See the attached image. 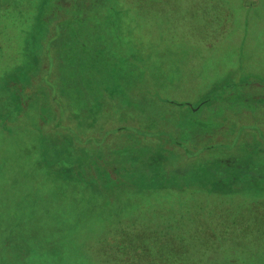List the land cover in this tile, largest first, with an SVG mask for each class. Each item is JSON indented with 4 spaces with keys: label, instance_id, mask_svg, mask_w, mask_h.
<instances>
[{
    "label": "rangeland",
    "instance_id": "374dc122",
    "mask_svg": "<svg viewBox=\"0 0 264 264\" xmlns=\"http://www.w3.org/2000/svg\"><path fill=\"white\" fill-rule=\"evenodd\" d=\"M2 1L4 0H0V3ZM81 1L85 3L87 0ZM109 1L106 7L109 12H113L116 5L123 7H120L121 15L114 14L111 18L112 27L106 29L107 35L104 32V38H122V46L124 43L126 49L121 53L129 56L131 53L135 54L137 60L125 59L124 64L121 61L117 66L113 57L110 63V67H113L109 68L111 75H108L110 79L104 74V68L96 78L94 71H90L96 61L95 56H82L79 45L71 43L70 46L75 47L71 48L72 78L77 74L84 84L87 82L91 87L102 84L107 92H104L103 107L90 104L92 112L87 107V111L82 114L76 113L74 109L70 114L71 119L67 118L64 124L77 127L78 124L83 126L91 120L95 121L97 115L93 113H97L99 109H102V113L99 112L98 117L106 116L109 111L106 109L107 96L113 92L119 94L118 89H112V86L117 87L116 81L126 84L125 90H129L134 83L139 85L144 80L141 76L143 71L147 72L146 79L150 81L147 84L151 85L148 91L158 89L164 97L180 103L185 109L181 111L173 107L168 112V104L161 105L163 108L150 114L133 111L125 113L120 105L118 110L124 119L117 115L116 118H106L100 122L104 132L122 125L125 119L143 125L152 122V127H143L159 136L144 137L155 141L149 147L138 150H135L136 143L142 136L132 132L127 135L118 134V137H113L114 132L109 133L106 144V141L97 146L86 144L89 151L103 149L101 153L111 162V168H115L116 163L128 170L141 165L149 179L145 178L146 182L141 183L138 177L129 176L125 170L118 174V177H122L123 184L110 193L109 206L104 208L95 205V210L101 212L105 209L107 215L103 222L92 229L88 227L89 205L85 204L84 196H73L75 193L72 188L58 192L44 190L38 192L33 199H26L23 188L12 185L17 178L18 163H28L40 150L34 123L48 114V122L43 124L45 129L50 130V134L55 131L63 134L66 132L63 128L55 130L56 112L55 115L49 109L46 113L39 109V101L43 100L44 94L40 95V99L34 97L29 102V108L21 115V121H26L27 124L24 123L25 126L19 128L18 121L12 133H0V245L6 244L0 251V260L7 257L6 250L11 255L15 252L13 249H16L11 243V231L8 228L12 217H15L21 207L35 203L33 210L27 208L20 212L35 211L37 216L25 227H34L40 232L45 229L44 223L53 226L78 211L82 212L78 220L80 226L64 230V239H61L62 242L54 253L42 257L31 255L34 260L46 258L39 263L92 264L97 261L96 249L102 245L106 250L104 258L111 257L110 264H148L149 256L155 251L161 252L163 258L169 255L168 264H204L207 258L224 255L227 247L234 244L240 247H231L234 251L227 249L228 260L233 264L252 261L264 264V248L261 247L264 246V135L261 132L264 131V0H256L255 5L249 4L253 0ZM70 2L74 3V0H65L67 5ZM60 18L67 17L61 14ZM51 19L52 23H44L41 32L35 33L39 37L37 53H42L46 46L49 47L46 35L57 33L55 21L60 19L58 16ZM202 25V29L195 28ZM115 27L118 30H110ZM98 37L96 43L93 39L90 44L92 47L96 44L100 53ZM51 44L61 46L62 37H56ZM110 46L117 52L115 39ZM13 49L18 48L11 46L6 49L9 53L3 61L6 65L2 64L0 67V74L14 73L19 63L25 65L28 62L23 67L25 70L35 63L33 55L22 54L16 57ZM108 53L105 50L107 56ZM99 64L101 66L100 61ZM87 69L81 78L82 71ZM129 69L134 71L130 72ZM53 71L61 91L66 93L71 85L74 89L73 79L65 77L58 63ZM41 78V84L37 82V85L42 91L45 87L49 90L47 77L43 75ZM19 85L20 83L17 84ZM27 92L32 94L34 91H25ZM55 92L62 96L58 89ZM88 92L87 97L90 98L91 90L88 89ZM123 92L125 91L120 87V93ZM10 94L7 92L0 100L3 109L8 112ZM209 96L217 99L211 106L201 104ZM88 98L82 96L81 101L90 102ZM70 101L74 107L73 104L79 99L71 95ZM47 105L52 107L49 101ZM191 107H196L198 119L207 121L212 117L219 121V125L213 128L201 125L197 134H194L195 140H189L184 145L180 144L178 134L182 132L181 127L175 129L174 125L184 118L185 112L188 113ZM89 127L87 125L85 129ZM95 128L98 127L91 129ZM164 132H167L166 137L162 136ZM94 134L97 135L95 132ZM170 137L174 138L172 143H169ZM127 143L133 147H130L132 154L125 157L123 154L127 153L118 149H123ZM205 144L214 146L211 150L199 152V146ZM61 149L59 147L58 151ZM156 151L162 152L164 156H158ZM57 164L61 166V163ZM136 172L138 174L139 169ZM39 178L43 179L42 176ZM210 188L216 193L205 191ZM247 199L250 200L247 206L243 203H226ZM224 200L226 202H220ZM190 209L197 210L194 214L199 219L190 232L179 231L180 225L177 224L182 217H186ZM186 224L188 223L184 225ZM70 231L72 233L66 237ZM18 252L20 253L19 250Z\"/></svg>",
    "mask_w": 264,
    "mask_h": 264
},
{
    "label": "trees",
    "instance_id": "16d2710c",
    "mask_svg": "<svg viewBox=\"0 0 264 264\" xmlns=\"http://www.w3.org/2000/svg\"><path fill=\"white\" fill-rule=\"evenodd\" d=\"M256 3V0L249 2L250 5H255ZM87 8L88 7L86 3L82 2L81 0H74V3L71 2V5L65 4V0H4L0 3V67L2 66V64L6 65V62L3 63L4 58H7L9 53L6 51V49L11 46H14V48H18L13 49V51L16 52V57H18L19 55L22 56V54L23 56L33 55L35 60V63L33 62L30 68L27 70L23 69V67L27 65L28 62H26L25 65L23 63L20 65L19 63V65L16 66L14 73H9L7 75L0 74V100H2L4 96H6L7 92L11 93L10 103H7L10 111L8 112V110H4L3 106L0 104V133H12L17 124L16 122L18 121H20L18 122L19 128L25 126L24 123L27 124V122L21 121L23 120L21 118L22 113L26 112L27 108H29V102L32 101L34 97L40 99V95L44 94L43 96L45 99L43 98L42 101H39V109L44 110L45 113L48 109L51 114H55L56 112L57 115L55 114V130L63 128L66 132L63 134L59 131H55L53 134H50L51 131L46 130L43 125L48 122V119L50 117L48 116V114H44V118L42 120H40L38 123H34V126L36 128L37 145L40 146V150H38V154L33 158V160L30 159L28 163H18L16 172L17 178L13 180L12 185L17 188H23L26 199H33L38 192L44 190L58 192L61 190H65L66 188H72L75 193L73 194V196H84L86 200L85 204L89 205V207L87 208L89 210L88 223H90L88 227L93 229L98 226L97 224L103 222L107 215L105 209H102L101 212L95 210V205L103 206L104 208L109 206L111 204L110 193L112 191L114 192V190H117L120 184H123L121 183L122 177H118V174L120 175L122 171L125 170L126 174H128L129 176L132 175L136 178L138 177V181H141V183H145L147 173L144 170V167H142L141 165L136 166L133 170H128L123 168L122 165L116 163V167L111 168V166H109L111 162H109L107 158L101 153L103 152V149L97 148L96 150L92 149L91 151H89L86 147V144L91 145L92 143L93 145L97 146L99 144L102 145V141H106V144L109 133L114 132L115 135L113 137H118V134L121 135L124 133L123 135H127L128 132H132L133 134L136 133L142 136V138L139 137V141L136 143L137 149L135 150H138L149 147V145L153 144V142L155 141H151V139L147 140L144 137L158 138L159 136L158 133L149 132L148 129L143 127L146 125L152 127V122L143 125L133 123L131 122V120L125 119V123L120 126H115L114 129L111 128L110 132H104V130H102L103 125H100V122L105 121L106 118H116L118 117L117 115H119L118 118L124 119L120 115L118 110L120 108V105L125 113L133 111V113L140 112L142 114H150L152 112H156V110L160 109V107L163 108L161 105L169 104V110L167 109L168 112H171L173 107L183 111L185 109V106H181L180 103L167 99L158 89H156V91H152L151 89H149L148 91V87H150L151 85H147L148 83H150V81L146 79L147 72L143 71V75L141 73V76L144 78V80L140 82L139 85L134 83L133 87L129 90H125L127 88L126 84H119L116 81L117 87L113 88L112 86V89H118L119 94L113 92L111 93L112 95L109 94V96H107L106 109H108L109 111L106 116H104L103 118L98 117L99 112L102 113V109H99L97 113H93L97 115L95 121L91 120L83 126H79L78 124L77 127L65 125L64 123L66 119L70 118L71 111L74 109L76 113L82 114L83 112L87 111V107L92 112L91 106H89L90 104L97 107H103V105L105 104L104 92L106 91L105 87L102 84L94 85L93 87H91L87 82L84 84V82L77 76V74L74 79L72 78L73 55L71 53V48L75 49V47H71V43L74 42L76 45H79L82 56H95L96 61L90 71H94L93 73L96 74V78L102 73L103 68V72L107 75V77H109L108 75H111V69L109 68L113 67V65L112 67H110V63L113 61V57L115 58V65L117 66L121 64V61L122 64H124L125 59H128V61L137 60V56L135 54L131 53V56H129L126 53H121L126 49V45L124 43L122 46V42H124L122 41V38L112 36L104 38V32L107 35L106 23L99 20L97 22H91L89 20L90 17L87 15ZM61 14L66 15L67 18L61 19ZM56 16H58L60 19V21H55V24L57 26V33H55V35H46L49 41V47L46 46L45 49L42 50V53H37L36 45L38 44L37 40L39 39V37H36L35 33L41 32L43 24L47 22L52 23L53 21L51 18L56 19ZM110 24H113V22ZM110 26L112 27V25ZM195 28H198V30L202 29L203 25L197 26ZM110 30L116 31L118 30V28L115 27L114 29ZM56 37H62L61 46H55L51 44V42L54 41ZM96 37L100 39V53L98 52L99 48L96 46V44L95 47H92L90 44L93 39L95 40V43L97 42L98 39ZM114 39L117 46L116 50L118 53L111 49L110 46L111 41ZM105 50L109 51L108 56L105 54ZM105 60H108V62L106 63ZM99 61L102 67L99 64ZM7 62L9 63L8 60ZM104 62L106 63V65ZM36 63H38L37 67L33 71L32 69L35 67ZM56 63H58L60 71L64 73L66 78L69 77L73 79L74 89L73 85H71L67 88L66 93L61 91V88H59V82H57V79L54 78L56 74L53 70ZM2 68L5 67L3 66ZM87 71L88 69L82 71L80 75L81 78L84 77V73H86ZM128 71L133 72L134 69H129ZM43 75H45L48 79L49 90L45 87L46 92L45 90L42 91L37 85V82L38 84H41V76ZM108 79H110V77ZM18 83H20L19 86H17ZM110 83L111 82L109 81L108 84ZM120 87L122 88V91L125 92L120 93ZM54 89L56 91L58 89L61 92L62 96L56 94ZM88 89L91 90L90 98L87 97V94L89 93ZM25 91L34 92L30 94L28 92L25 93ZM71 95H75L79 99L78 102L73 104L74 107H72V103L70 101ZM20 96L23 97V99L20 98ZM82 96H86V98H88L90 102L81 101ZM215 99L217 98H210L209 96L208 100H205L201 104L205 103L211 106ZM47 101L51 102L52 107H49L47 105ZM3 102H5V100ZM222 106L224 107V104H222ZM128 123L131 124L128 125ZM192 123H197V125H192ZM87 125H89L90 127L85 129ZM201 125H207L208 127L213 128L214 126L219 125V121L212 119V117H209L207 121L200 120L198 119L196 107H191L188 113L187 111L185 112L184 118L174 125L176 126L175 129H179L181 127L182 132L178 133L181 140L180 144L185 145L189 140H195L194 134H197V129L200 128ZM95 126H97L98 128L92 130L91 128ZM94 132L99 136H95ZM261 132L264 135V131ZM166 134L167 132H164L162 136L166 137ZM100 135L102 136L100 137ZM170 139L171 140H169V143H172V140H174V138L170 137ZM202 146H199V152H206L208 150H211L214 145L205 144ZM59 147H62L60 152L58 151ZM130 147L132 148L133 145L127 143L123 149H118L120 147H118L117 149L120 151L123 150L122 153H127L123 154L126 157L129 154H132ZM115 151L117 150L115 149ZM157 155L160 157L164 156L163 153L159 151ZM57 163H61V166H58L60 164ZM55 164L57 165L55 166ZM0 167L2 168V166ZM136 169H139L138 174L136 172ZM94 170L96 171V173ZM39 176H42L43 179L41 180ZM205 191L211 194L216 193V191L211 190V188L205 189ZM206 202L210 203L209 200H207ZM220 202L223 203L226 201L224 200ZM226 203L235 205H237L238 203L239 205L240 203H243V205L247 206L250 203V200H239L236 203L227 201ZM35 206V203H29L21 207L17 211L15 217H12L8 228L11 231V243H13L16 249L12 248L13 250H15V252L11 255H8V252L6 250L7 257L1 259L0 264H43L39 262H44L46 258L41 260H34L31 255L37 257L46 255L50 256L51 253L55 252L54 250L58 249V245L60 244V242H62L61 239H64L62 235V233H64V230L68 227L73 230L80 226L78 220L80 219L79 216L82 212L78 211V213H76L75 215L62 219L56 225L49 226V223H44L43 228L45 229L42 232L38 231L39 229H36L34 227H29V225V228H26L25 226L27 224H30L31 221L37 216V214L35 213V211H20L27 208H31L33 210ZM201 208L203 209V206H201ZM196 211L197 210L192 209L188 210L186 217L184 216L179 220L177 224L180 225L178 228L180 229L179 231H184L186 233L190 232L192 226H194L199 219V217L196 218V214H194V212ZM201 214L202 216H205L204 213ZM75 220H77L76 224L72 225V222ZM81 223L83 225L82 221ZM185 223L188 224L184 225ZM75 225L77 226L75 227ZM83 226L81 228H83ZM71 233L72 231H70L66 237H68ZM5 245L6 244L4 243L0 245V251L3 249V247H5ZM234 246L240 247L233 244L228 246L227 249L234 251V249L231 248ZM118 247L119 246H117V248ZM261 247L264 248L263 245ZM103 248L104 246L102 247L101 245L96 249L95 252H97V261L93 262L92 264H110L111 257H107L108 259L104 258L103 253L106 252V250ZM227 249L224 251V255H214L212 258H207L204 264H233L230 260H228ZM18 250L21 254L18 252ZM161 254V252H153L149 256L150 262L148 264H168L169 255H166V257L163 258V255ZM48 258L49 257H47V259ZM247 264L263 263L261 261H252L248 262Z\"/></svg>",
    "mask_w": 264,
    "mask_h": 264
},
{
    "label": "crops",
    "instance_id": "0c3cea01",
    "mask_svg": "<svg viewBox=\"0 0 264 264\" xmlns=\"http://www.w3.org/2000/svg\"><path fill=\"white\" fill-rule=\"evenodd\" d=\"M85 3L88 7L87 15L90 17L89 20L91 22H97L98 20L104 22L107 25V29H109L111 27L110 25H112L110 24V21L113 15H118V13L121 15L122 13V11L120 10V7H123L122 5H116V9H113V12H109L106 9L107 5L110 3L109 0H87Z\"/></svg>",
    "mask_w": 264,
    "mask_h": 264
}]
</instances>
